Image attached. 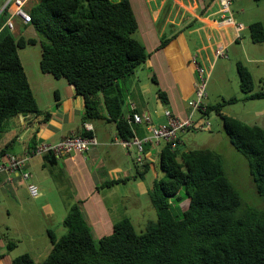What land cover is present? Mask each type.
Instances as JSON below:
<instances>
[{"label": "trees", "instance_id": "obj_1", "mask_svg": "<svg viewBox=\"0 0 264 264\" xmlns=\"http://www.w3.org/2000/svg\"><path fill=\"white\" fill-rule=\"evenodd\" d=\"M11 12L7 5L0 15V141L12 118H50V113L38 108L18 52L34 46L36 40L15 38L4 26ZM28 12L31 22L26 28L43 38L41 73L65 80L83 98L84 122L106 120L116 125L120 139H131L120 85L146 63L149 53L133 37L138 22L130 0H38ZM247 29L252 43H264L261 23ZM166 43L161 40L158 49ZM236 72L246 99H264V78L255 90L246 66L237 63ZM151 80L157 86L154 76ZM157 96L167 105L164 92L157 89ZM235 102L232 98L206 106L203 115L215 112L219 116L230 144L247 159L257 194L264 197V129L221 113L225 104ZM78 135L91 137L90 132ZM5 154L1 148L0 161ZM44 159L48 166L56 164L52 155ZM158 167L165 178L155 180L148 190L156 220L147 222L142 232L123 218L113 224L111 234L94 240L81 202H76L62 223L66 234L56 237L47 231L51 249L41 264H264V210L239 212L240 196L219 154L206 148L177 154L171 143H165ZM150 168V163L142 165L137 176L142 178ZM125 181L118 179L106 186ZM184 200L187 207L179 210ZM14 246L6 244L9 251ZM11 264L37 263L23 254Z\"/></svg>", "mask_w": 264, "mask_h": 264}, {"label": "crops", "instance_id": "obj_2", "mask_svg": "<svg viewBox=\"0 0 264 264\" xmlns=\"http://www.w3.org/2000/svg\"><path fill=\"white\" fill-rule=\"evenodd\" d=\"M138 1L140 0L135 2ZM141 1L143 9L139 12L136 9L135 11L146 14L144 35L146 45L143 44L149 53L145 63L146 84L141 83L138 77L136 79L135 74L131 81L126 79L121 82L120 89L125 95L124 118L134 111L143 116H150L153 125H160L166 122L165 112L168 111L174 117L186 119L190 113V103L195 97L196 71L191 63L194 56L201 66L210 70L211 75L218 61L224 59L215 58L214 51L218 47L225 48L227 60L228 55H231L236 60V64H243L241 58L247 63L251 62L258 66L264 64L262 55L264 43L254 44L248 32L245 35L250 24L259 22L264 26V0H231L232 7L233 3L236 5V11L230 8L233 19L236 24L242 26L238 33L233 26L223 24L219 20L217 0ZM14 21L13 32L20 35L21 28L26 29L27 25L20 20ZM161 40H166L167 43L163 48L158 49ZM253 48L258 52L252 53ZM244 49L247 52L241 55ZM245 57L248 58L245 59ZM149 76L156 78L157 86L152 83L151 77L149 81L155 89L165 93L167 105L158 98L157 90L153 94L149 87ZM30 87L34 95L31 84ZM134 92L140 94L138 102L129 97ZM54 93L55 101L46 104V110L38 106L40 111L50 113L48 121H44L43 116H18L7 122L0 141V149L6 150L5 156L10 154L16 158H26V170L31 177L24 182L16 176L14 181L9 183L5 175H0V191L7 192L17 199L19 194L27 192V184L32 183L38 187L42 183L37 176L38 169H47L48 172H51L52 168L56 169L59 171L58 176L62 173L68 176L74 188L75 201L81 202V209L88 224L90 221L93 222L96 232L107 236L112 233L115 223H112L111 219H117V217L130 219L129 214L125 215L118 209V204L130 198L139 200V197H146L144 185L146 173L139 178L138 170L141 171L142 165L153 163L156 158L158 161V155L165 143L146 145L142 161L137 163L140 156L137 150L134 147L125 149L118 144L120 137L114 123L106 120H98V124L93 120L83 121L84 101L81 96L75 94L72 86L60 84L59 91L56 90ZM148 95L152 100L153 97L156 98L154 104L149 102L146 104L145 98ZM209 97V93L206 94L207 106L217 103L213 96L211 98L213 103H210ZM234 118L240 120V116H234ZM260 123L259 126L264 129V119ZM85 125H91L90 133L96 140V145L92 146L88 152L55 157L54 166H48L44 159L50 154L27 157L29 151L41 145L55 144L70 135L86 132ZM131 129L133 137L138 139L148 134L145 125H132ZM186 131L179 134L177 145L182 146L184 151L188 148L181 136ZM118 179H126V181L106 186L107 183Z\"/></svg>", "mask_w": 264, "mask_h": 264}, {"label": "rangeland", "instance_id": "obj_3", "mask_svg": "<svg viewBox=\"0 0 264 264\" xmlns=\"http://www.w3.org/2000/svg\"><path fill=\"white\" fill-rule=\"evenodd\" d=\"M135 1L130 0L138 22V31L133 37L142 44H145L146 14L144 12L138 13L143 9V3L141 0ZM7 2L8 0H0V15ZM37 2L38 0H31L25 9L29 11ZM230 8L236 11L234 3L233 7L231 3ZM20 32V35H16L14 32L12 34L15 38L22 36L25 39L32 38L36 40L34 46H27L18 52L25 73L30 84L33 86L35 100L37 98L38 106L41 109H45L46 104H51L55 101L54 91H59L60 84H68L63 79L57 80L51 75L41 73L39 69L41 59L40 41H43V38L34 32L31 27L26 29L21 28ZM247 32L249 34V31L246 30L245 35ZM245 52H247L246 49H244L241 55H244ZM255 52L257 53L258 51L253 48L252 53ZM262 55L264 56V51ZM228 56V60L227 58L219 60L216 69L214 72H211L212 75L210 74L211 79L209 77L205 91L210 96L208 101L213 103L211 100L212 96L216 98L217 103L236 98L237 102L225 104L221 113L231 117L240 116V120L246 124L259 126L260 121L264 119V99L248 100L245 98V94L241 92L239 87L236 60L231 55ZM247 58L245 57V59ZM241 60L253 76L254 89L258 90L260 80L264 78V64L258 66L251 62H245L243 58ZM146 73V65L143 64L137 69L134 77L136 79L138 77L141 83L146 84ZM132 77L127 79L131 81L134 78ZM150 77H148V81ZM149 87L153 94H155L157 89L153 87L151 81H149ZM130 96L136 102L140 100V94L137 92H134ZM205 97L203 103L205 102L204 104L207 106ZM153 98L152 100L148 95L145 98L146 104L147 102L154 104L156 98ZM192 121L194 127L181 136L187 148L189 150L210 149L222 157L226 176L240 196L241 206L239 212L244 210H264V197L259 196L256 192L249 173L247 159L230 144L228 137L223 131L219 116L215 112H211L208 116L195 112ZM93 122L99 123L98 120H93ZM206 123L210 124L208 128L206 127ZM260 124L262 125V123ZM200 126L203 128L200 129ZM150 166L151 168L146 173L144 184L146 187V197H139V200L130 198V200L118 204V209L122 213L130 215L129 218L138 233L145 229L147 222L156 220V211L151 206L148 190L152 187L155 180L165 178L163 172L158 167L157 158L153 163H150ZM36 172L42 182L38 186L40 192L38 198H32L27 190V192L19 194L17 199H14L7 192L0 191V234L3 236L2 240H0V253L3 254L0 264H11L13 259L23 254H29L37 264H41L51 249L47 231H52L56 237H61L67 232L62 223L69 208L76 203L73 185L65 174L62 173L58 176L59 171L56 169L52 168L51 172H48L47 169H38ZM186 207L187 200H184L180 203L179 210H185ZM119 218L111 219L112 223L121 220ZM89 225L93 230L94 240L104 236V234L96 232L93 222L90 221ZM7 243H13L15 245L14 248L10 251L7 250Z\"/></svg>", "mask_w": 264, "mask_h": 264}, {"label": "built area", "instance_id": "obj_4", "mask_svg": "<svg viewBox=\"0 0 264 264\" xmlns=\"http://www.w3.org/2000/svg\"><path fill=\"white\" fill-rule=\"evenodd\" d=\"M31 0H8L5 7L9 5L12 7V14L6 20L4 26H6L10 32H13L15 29V24L13 19L20 20L24 25H27L31 22L29 12L25 9L26 5ZM218 3V18L221 23L233 26L235 31L238 33L242 29V26L235 23L233 19L232 12L230 10L231 0H217ZM215 58H227L225 54V48L218 47L214 51ZM192 65L195 67L196 71V81L194 85V99L191 101L190 113L186 119H179L172 116L168 111L165 112L166 122L160 125H153L150 116L140 115L134 111L127 114L124 118L127 123L132 125H145L148 134L141 139L132 137L129 140L120 139L118 144L123 148L134 147L138 154L140 155L137 159V163H141L142 154L144 152V147L146 145L158 144L160 142L171 143L173 148L178 145V135L181 132H184L188 129L193 128L194 123L192 121L193 114L199 112L204 114L206 111V105L203 103V99L206 96V86L210 77V70L201 66L196 57L191 59ZM210 126L209 123H206V127ZM86 132L92 130L91 125H85ZM200 129L203 127L200 126ZM96 145L95 138L80 136V135H70L65 137L61 141L51 144V145H41L40 147L35 148L27 153V157L41 156L50 154L56 158L61 156L69 155L72 153H86L89 149ZM26 158H16L13 155H6L0 161V175H5L7 181L12 183L14 178L17 176L21 181L27 182L31 175L26 170ZM27 191L32 198H38L40 196L39 188L35 184H27Z\"/></svg>", "mask_w": 264, "mask_h": 264}, {"label": "water", "instance_id": "obj_5", "mask_svg": "<svg viewBox=\"0 0 264 264\" xmlns=\"http://www.w3.org/2000/svg\"><path fill=\"white\" fill-rule=\"evenodd\" d=\"M4 8V7H3ZM173 150L175 151V153L179 154L181 152H184V148L182 146L178 147H174Z\"/></svg>", "mask_w": 264, "mask_h": 264}, {"label": "clouds", "instance_id": "obj_6", "mask_svg": "<svg viewBox=\"0 0 264 264\" xmlns=\"http://www.w3.org/2000/svg\"><path fill=\"white\" fill-rule=\"evenodd\" d=\"M4 8H5V6H4ZM4 8H3V9H4Z\"/></svg>", "mask_w": 264, "mask_h": 264}]
</instances>
